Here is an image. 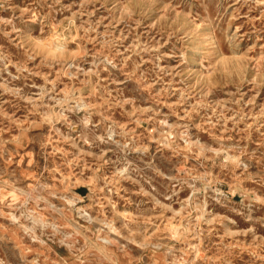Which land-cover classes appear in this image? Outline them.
<instances>
[{
  "label": "rangeland",
  "instance_id": "374dc122",
  "mask_svg": "<svg viewBox=\"0 0 264 264\" xmlns=\"http://www.w3.org/2000/svg\"><path fill=\"white\" fill-rule=\"evenodd\" d=\"M0 264H264V0H0Z\"/></svg>",
  "mask_w": 264,
  "mask_h": 264
}]
</instances>
